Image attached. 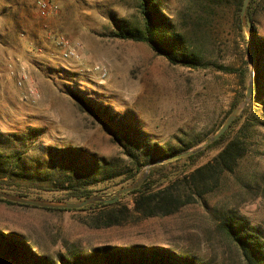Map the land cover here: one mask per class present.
I'll return each mask as SVG.
<instances>
[{
	"label": "rangeland",
	"instance_id": "obj_1",
	"mask_svg": "<svg viewBox=\"0 0 264 264\" xmlns=\"http://www.w3.org/2000/svg\"><path fill=\"white\" fill-rule=\"evenodd\" d=\"M50 1L53 8L44 15L38 0H0V131L4 144L12 145L14 135L25 138L16 142L18 149L33 157L39 173L14 182L44 199L63 195L58 187L77 181L90 182L96 196L113 198L150 162L169 157L162 153L203 144L221 128L243 91L240 76L221 66L246 68L245 84L254 87L251 48L257 43L251 27H244V36L235 30V0L220 2L222 8L208 20L200 19L198 0H160L164 14L196 44L203 58L197 67L172 63L149 42L116 35L124 24L143 29L140 0ZM252 11L264 43V0H255ZM67 46L74 54L65 55ZM261 86L264 101V80ZM244 102L237 106L240 113ZM220 147L207 149L197 164ZM65 149L81 151L73 156L77 164L70 166L69 156L65 166L58 164ZM129 151L144 164L135 180L128 179L136 168ZM226 182L207 196L208 206L197 202L174 215L134 216L112 227L97 226L104 220L94 211H49L0 201V230L31 240L50 258L76 245L93 251L108 244L167 242L210 264H242L217 222L227 210L237 212L264 235V183L254 197L238 189L235 177ZM123 201L133 204L131 197ZM22 259L0 264H24Z\"/></svg>",
	"mask_w": 264,
	"mask_h": 264
},
{
	"label": "trees",
	"instance_id": "obj_2",
	"mask_svg": "<svg viewBox=\"0 0 264 264\" xmlns=\"http://www.w3.org/2000/svg\"><path fill=\"white\" fill-rule=\"evenodd\" d=\"M198 1L203 6L200 19L208 20L218 9L222 8L219 3L223 0ZM254 2L255 0H251L246 12L247 21L253 30V36H255L257 43L258 62L254 87L249 104L219 139L197 153L151 166L146 180L137 189L123 194L115 202L95 201L79 209H45L49 211L89 210L98 212L104 221L97 226L112 227L129 222L134 216L174 215L184 207L197 202H203L208 206L207 196L219 190L231 177L237 179L240 191L248 192L254 197L259 196L264 183V139L261 132L264 129V101L261 86L264 80V43L258 37L253 22ZM243 3L244 0H235L233 8V25L242 36L245 32L242 21ZM140 8L143 15V29L124 24L120 25L116 35L122 38L149 42L153 49L165 54L172 63L197 67L203 58L200 57L201 54L195 47L196 44L186 37L188 36L186 32L182 31L181 28L179 29L172 19L164 14L160 0H140ZM220 68L235 73L242 79L240 85H242L243 91L238 94L233 102L229 111L230 115L241 102L245 101L247 96L248 87L245 84L247 69L231 65ZM74 97L84 102V99L79 95L74 94ZM1 132L0 177L7 180L0 182V191H7L26 198L44 199L40 193L25 189V187L14 182L18 178L30 180L39 173L34 170V164L31 160L33 157L27 156V154L22 155L18 149L16 142H23L25 138L22 135H14L15 141L12 145L4 144ZM219 145H221L219 151L212 158L202 164H197L207 149ZM60 152L63 160L58 164L63 166L67 164V156H69V165L72 166L77 164L73 156L81 155L79 150L74 152V150L65 149ZM254 152L257 155H253ZM176 154L162 153L161 155L170 157ZM129 156L136 168L131 171L128 179L135 180L144 164L139 161L136 153L129 151ZM255 156L258 158L255 163H245L247 159ZM79 167L86 168L84 164ZM88 184L90 182L77 181L69 185H61L57 190L63 195L46 199L80 201L95 196L96 189ZM236 192L238 191H234V194ZM127 197L132 198V205L123 201ZM0 201L11 205L32 206L1 197ZM217 228L234 245L242 264H264V235L248 218L240 213L228 212L227 210L217 222ZM84 248H86L84 245H76L72 249H66L65 253L60 252L57 257L50 258L48 255L40 253L39 245L31 242V240L23 239L16 233L7 232L6 234L0 230V261L11 257H21L24 264H210L196 254L167 242L163 243V246L108 244L93 251H87Z\"/></svg>",
	"mask_w": 264,
	"mask_h": 264
},
{
	"label": "water",
	"instance_id": "obj_3",
	"mask_svg": "<svg viewBox=\"0 0 264 264\" xmlns=\"http://www.w3.org/2000/svg\"><path fill=\"white\" fill-rule=\"evenodd\" d=\"M250 2H251V0H244L243 8H242V21H243L244 27L247 30L250 29V26L248 25L246 12H247V8H248ZM251 49H252L253 65L257 66V62H258L257 61V51L254 47H252ZM252 89L253 88L250 85V87L247 91V96H246L245 102H244V108L249 104L251 94H252ZM240 114H241L240 109L236 108L227 117V119L225 120V122L223 123L221 128L214 135L209 137L203 144L199 145L198 147L187 150L185 152H182V153H179L176 155H173V156H170V157L163 159V160H157V161L151 162L150 164H148L145 172L143 173V175L140 178H138L136 181H134L130 185H128L122 189H119L113 198L104 199V198H101V197L95 195V196H91L87 199L80 200V201H54V200H47V199H40V198H26V197H22L19 195H15V194L7 192V191H0V197L5 198V199H9L12 201H16V202H20V203H24V204L35 205V206L44 207V208H60V209H79V208H82V207H84L90 203L95 202V201H104L106 203L115 202L123 194L129 193V192L137 189V187L140 184H142L146 180V178L148 177L151 166L161 164V163H164L166 161L173 160V159L186 157L190 154L199 152L203 148H206L209 144H211L212 142L219 139L226 132V130L230 127V125L233 123V121L240 116Z\"/></svg>",
	"mask_w": 264,
	"mask_h": 264
},
{
	"label": "built area",
	"instance_id": "obj_4",
	"mask_svg": "<svg viewBox=\"0 0 264 264\" xmlns=\"http://www.w3.org/2000/svg\"><path fill=\"white\" fill-rule=\"evenodd\" d=\"M39 2V8L42 14L46 15L49 14L52 7L51 1L50 0H38ZM64 42V39H63ZM64 53L65 55H71L74 54V50L71 49L70 46H67L64 48Z\"/></svg>",
	"mask_w": 264,
	"mask_h": 264
}]
</instances>
